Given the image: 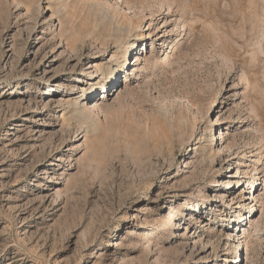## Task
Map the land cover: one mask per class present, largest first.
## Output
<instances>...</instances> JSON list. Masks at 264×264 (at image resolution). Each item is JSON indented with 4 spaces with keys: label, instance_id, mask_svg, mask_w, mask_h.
Returning a JSON list of instances; mask_svg holds the SVG:
<instances>
[{
    "label": "rangeland",
    "instance_id": "rangeland-1",
    "mask_svg": "<svg viewBox=\"0 0 264 264\" xmlns=\"http://www.w3.org/2000/svg\"><path fill=\"white\" fill-rule=\"evenodd\" d=\"M0 264H264V0H0Z\"/></svg>",
    "mask_w": 264,
    "mask_h": 264
},
{
    "label": "bare ground",
    "instance_id": "bare-ground-1",
    "mask_svg": "<svg viewBox=\"0 0 264 264\" xmlns=\"http://www.w3.org/2000/svg\"><path fill=\"white\" fill-rule=\"evenodd\" d=\"M161 1V0H160ZM163 1V0H162ZM171 3V2H170ZM177 3V2H176ZM168 5V4H167ZM175 5H177V4H175ZM172 6H174V5H168V9H169V11H170V9L172 8ZM178 6V5H177ZM173 9H174V7H173ZM155 10V9H154ZM172 34H175V32L174 31H162V33H160V34H158L157 35V38H164V37H171V35ZM150 36V35H149ZM138 39H139V37H138V35L137 36H135L134 38H133V41H130V42H128V44L127 45H125L124 46V49H122V51H121V54H120V59L121 60H119L118 61V63H117V65L116 66H111V67H109L108 68V76H109V78H112V76L114 75V73L115 72H118V71H121V68L125 65V64H131L132 63V61H130L129 59H128V54H129V52H130V50L132 49V50H135L134 49V46H137L138 45ZM172 42H173V39L170 41V44L169 45H167V48H173L174 46H172L171 44H172ZM148 48V47H147ZM137 56V55H136ZM141 60H143V58H142V54H139L138 56H137V59H136V61L133 63V64H136V63H140V61ZM145 61H147L148 63H150L151 62V60H152V57L151 58H147V59H144ZM110 82V81H109ZM235 95H237V93H235ZM77 112H78V114L82 117V118H84L85 120H87V119H89V118H94L93 117V114L91 113V111L83 104V106H81V101H79L78 103H77ZM210 140V139H209ZM241 217H242V215H241Z\"/></svg>",
    "mask_w": 264,
    "mask_h": 264
}]
</instances>
